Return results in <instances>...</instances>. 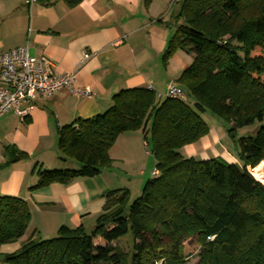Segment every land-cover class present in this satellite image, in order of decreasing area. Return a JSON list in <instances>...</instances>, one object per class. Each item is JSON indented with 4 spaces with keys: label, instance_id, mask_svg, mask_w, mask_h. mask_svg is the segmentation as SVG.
Returning a JSON list of instances; mask_svg holds the SVG:
<instances>
[{
    "label": "trees",
    "instance_id": "16d2710c",
    "mask_svg": "<svg viewBox=\"0 0 264 264\" xmlns=\"http://www.w3.org/2000/svg\"><path fill=\"white\" fill-rule=\"evenodd\" d=\"M48 4L58 0H41ZM75 8L81 0H61ZM164 57L194 56L178 80L191 101L152 89L123 90L104 114L78 120L60 134L63 161L75 169L40 168V188L101 174L126 132L141 130L159 171L134 198L127 189L106 196L103 214L88 232L62 227L53 239L31 236L5 264H188L186 243L200 246L198 264H264V186L249 172L264 161V0H182ZM229 34L231 41L220 44ZM211 111L231 125L259 123L239 138L240 164L197 160L182 150L211 130ZM31 214L19 197H0V247L18 242ZM132 233V251L117 246Z\"/></svg>",
    "mask_w": 264,
    "mask_h": 264
},
{
    "label": "crops",
    "instance_id": "0c3cea01",
    "mask_svg": "<svg viewBox=\"0 0 264 264\" xmlns=\"http://www.w3.org/2000/svg\"><path fill=\"white\" fill-rule=\"evenodd\" d=\"M181 1L81 0L77 7L68 8L61 0L50 4L0 0V53L28 45L32 57H47L55 64V73L74 74L77 87L91 90L90 96L64 88L48 97L39 96L29 105L30 116L23 122L13 111L0 117V197L21 198L31 214L27 233L18 242L0 247V264H5L6 255L18 252L30 235L53 239L67 226H84L91 232L103 214L107 195L127 189L134 197L130 183L151 179L155 160L138 130L117 139L110 151L113 162L100 175L36 187L40 168L78 167L61 158L59 142L64 128L106 113L114 96L123 90L153 88L165 94L171 83L180 85L178 80L193 64L194 56L181 50L168 58L164 54ZM212 132L213 141L209 134L197 142L205 153H200L196 143L182 150L184 156L209 160L207 152L212 151L226 162L236 163L227 153L222 135ZM214 144L224 148L223 153ZM152 159L147 172L143 168ZM133 161L136 166L130 169Z\"/></svg>",
    "mask_w": 264,
    "mask_h": 264
},
{
    "label": "built area",
    "instance_id": "2783aa9c",
    "mask_svg": "<svg viewBox=\"0 0 264 264\" xmlns=\"http://www.w3.org/2000/svg\"><path fill=\"white\" fill-rule=\"evenodd\" d=\"M54 68L55 64L47 57H32L28 45L1 52L0 117L13 111L23 122L30 116L29 105L36 102L39 96L48 97L63 88L72 93L91 95L89 87L81 89L75 85L74 74H57ZM156 95L159 100L170 97L187 102L189 98L175 82L168 86L165 94L156 92ZM152 170L151 177L159 174L157 169Z\"/></svg>",
    "mask_w": 264,
    "mask_h": 264
},
{
    "label": "rangeland",
    "instance_id": "374dc122",
    "mask_svg": "<svg viewBox=\"0 0 264 264\" xmlns=\"http://www.w3.org/2000/svg\"><path fill=\"white\" fill-rule=\"evenodd\" d=\"M219 41H220L219 42L220 44L225 43V42H229V41H231V36L229 34L223 35L219 39ZM189 100L191 101V98H188V101ZM191 103H192V101H191ZM202 118H204V120L207 122V124H208V126H209V128L211 130V132H210L211 140L213 141V132H212V130H215L216 132L221 134L222 137H223V145L226 148V151H228L227 153L229 154L230 158H233V160L236 162L235 164H240L239 155H238L239 154L238 153L239 152V141L238 140H239V138H242V137H251V136L256 135L257 131L260 128L259 127V123L255 122L253 125H251V127H240V128H238L237 132L234 133L235 135L233 136V134L231 135L229 133L231 125L229 123H227L226 120L224 121V119L222 117H219L217 114H215V113H213L211 111H208V112L202 114ZM200 145L201 144L197 143L196 144V148L201 151L200 152L201 154L205 153V150H203L202 148H199V147H201ZM213 146H217L218 149L222 148L218 144L217 145L214 144ZM145 151H146V147H145ZM223 151H224V148H222L221 151H219V152L223 153ZM183 155H185V153H183ZM207 155H210L211 159H215L216 157L219 156V155H214L212 151H210V153L207 152ZM219 157L223 158V156H221V155ZM197 160H202V158H199ZM151 161H152L151 165H149V166L146 165L143 168L147 172L153 166V162H154L153 159ZM135 166H136V164L133 161L131 166H130V169H133ZM258 167H261V169H262L261 173H262V176L264 177V161ZM257 168H255V169L248 168L249 172L255 178H256V176L254 175L253 170H256ZM131 174H132V176H134L135 172L133 171V172H131ZM136 175L138 176L137 173H136ZM257 180L262 185L264 184L263 180H259L258 178H257ZM143 182L144 183L147 182V179L144 178L142 183ZM142 183H141V179L133 180L132 183H130L131 184V186H130L131 187V192H132L134 198L139 197V195L141 194V191L143 189ZM133 242H134V235L132 233H129V235H127V236L121 238L120 240H118L117 246L121 247L126 252L130 253L132 251V248H133L132 247ZM185 252H186L187 257H188V264H198L199 263L200 258H199L198 255L200 253V246L198 244H193L191 241H188L186 243V251Z\"/></svg>",
    "mask_w": 264,
    "mask_h": 264
},
{
    "label": "bare ground",
    "instance_id": "6f19581e",
    "mask_svg": "<svg viewBox=\"0 0 264 264\" xmlns=\"http://www.w3.org/2000/svg\"><path fill=\"white\" fill-rule=\"evenodd\" d=\"M261 170H262L261 167H258L256 170H253V173L256 176V178L264 181V177L262 176Z\"/></svg>",
    "mask_w": 264,
    "mask_h": 264
},
{
    "label": "water",
    "instance_id": "95a60500",
    "mask_svg": "<svg viewBox=\"0 0 264 264\" xmlns=\"http://www.w3.org/2000/svg\"><path fill=\"white\" fill-rule=\"evenodd\" d=\"M235 134H233V136H234Z\"/></svg>",
    "mask_w": 264,
    "mask_h": 264
}]
</instances>
